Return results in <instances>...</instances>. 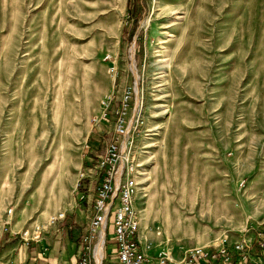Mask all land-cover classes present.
<instances>
[{"label": "rangeland", "instance_id": "obj_1", "mask_svg": "<svg viewBox=\"0 0 264 264\" xmlns=\"http://www.w3.org/2000/svg\"><path fill=\"white\" fill-rule=\"evenodd\" d=\"M127 7L0 0V213L26 220V239L52 233L59 213L86 229L95 185L80 173L113 137L101 103L113 96L117 107L130 87L145 120L137 207L151 250L264 230V0ZM113 250L105 264L116 263Z\"/></svg>", "mask_w": 264, "mask_h": 264}, {"label": "built area", "instance_id": "obj_2", "mask_svg": "<svg viewBox=\"0 0 264 264\" xmlns=\"http://www.w3.org/2000/svg\"><path fill=\"white\" fill-rule=\"evenodd\" d=\"M132 94L130 87L126 89L117 107L113 96L101 103V119L112 122L113 137L86 174L80 173V181L89 178L95 187L89 200L92 214L81 237L76 264H104L106 249L111 246L117 264H264V230L254 226L246 227L233 242L222 239L190 248L165 245L151 250V243L141 233L142 214L137 207L138 201L145 199L148 145L137 146L135 132L145 120L142 103L135 98L132 101ZM11 212L9 209L7 215ZM64 218V213H59L51 217L50 224L58 225ZM8 223L6 220L5 225ZM108 224L112 226L110 235ZM36 231L34 238L25 239L27 243L40 242L39 229ZM42 254H47L44 246Z\"/></svg>", "mask_w": 264, "mask_h": 264}, {"label": "crops", "instance_id": "obj_3", "mask_svg": "<svg viewBox=\"0 0 264 264\" xmlns=\"http://www.w3.org/2000/svg\"><path fill=\"white\" fill-rule=\"evenodd\" d=\"M61 172L63 176V170H60ZM58 180L61 186L63 184L61 177H58ZM173 208L178 210V207ZM88 209L91 211L89 205ZM14 216L13 213L10 215H7L6 212L0 213V264H76L81 237L86 230L84 226L86 223H81L80 215L66 217L55 226L52 233L47 231L42 236L38 227L40 242L31 241L28 243L25 241L26 237L21 235V231L26 229V220L16 222ZM6 220L9 222L8 225H5ZM82 226L84 228L81 233ZM4 229L7 231L5 232ZM18 234L20 237H17ZM233 241H236L235 238L231 240V242ZM43 246L47 248L46 255L42 254Z\"/></svg>", "mask_w": 264, "mask_h": 264}, {"label": "trees", "instance_id": "obj_4", "mask_svg": "<svg viewBox=\"0 0 264 264\" xmlns=\"http://www.w3.org/2000/svg\"><path fill=\"white\" fill-rule=\"evenodd\" d=\"M133 1L138 2L139 0H128V7H127V12L130 13L132 11L133 7ZM91 167V166H90Z\"/></svg>", "mask_w": 264, "mask_h": 264}, {"label": "bare ground", "instance_id": "obj_5", "mask_svg": "<svg viewBox=\"0 0 264 264\" xmlns=\"http://www.w3.org/2000/svg\"><path fill=\"white\" fill-rule=\"evenodd\" d=\"M69 162V161H68Z\"/></svg>", "mask_w": 264, "mask_h": 264}]
</instances>
